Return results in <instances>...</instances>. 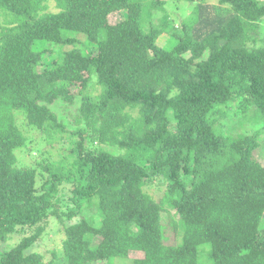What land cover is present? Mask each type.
I'll return each mask as SVG.
<instances>
[{
	"label": "trees",
	"instance_id": "trees-1",
	"mask_svg": "<svg viewBox=\"0 0 264 264\" xmlns=\"http://www.w3.org/2000/svg\"><path fill=\"white\" fill-rule=\"evenodd\" d=\"M197 1L0 0V264H264V0Z\"/></svg>",
	"mask_w": 264,
	"mask_h": 264
},
{
	"label": "rangeland",
	"instance_id": "rangeland-1",
	"mask_svg": "<svg viewBox=\"0 0 264 264\" xmlns=\"http://www.w3.org/2000/svg\"><path fill=\"white\" fill-rule=\"evenodd\" d=\"M206 1H207L206 3L213 6L212 10L215 13H218V14H225L226 13V11H225L226 8L223 5H220L217 0H206ZM195 2H198V1L197 0H190V1H188V0H166V2L164 3L163 9L162 8H160V9L162 10L163 13L165 11V13L168 15V18L171 19V24L174 23V27H176V29L180 30V25H181L182 19H185L189 16L191 9H192ZM208 11L212 12L211 9H208ZM152 12H153L152 15L155 17L160 16L162 13L161 11H157L158 12L157 13L155 10H153ZM0 18H2V17H0ZM111 18H114V16H112ZM154 21L157 22L156 18H154ZM260 28H261L260 31L262 32L260 35H263L264 34V23H262V26ZM78 35H82V34H78ZM176 40L177 39H175V37H173L171 34L163 33L157 38L156 43L159 46H162L164 48H170L176 43ZM74 46L83 49V51H87V49H88V48L85 49V47L83 45H80V44L79 45L74 44ZM90 90H91L90 92L93 95H96L99 92V86L96 83H94V85L92 86V88ZM79 104H80L79 103V96H76L74 104H67L66 102H63V101L62 102L56 101L55 103H53V105H51V108L56 112V114L60 118H62L63 123L65 124L66 128L73 129L75 127V123L73 121V115L75 113V107L78 106ZM236 110L237 109L235 108V105L230 106L227 109V115L220 118V121L223 122L224 125H227L228 127L230 126L232 130L234 127H239V124H237V123H238V121H240L243 118V113H240ZM130 113L132 114V116L138 115V111L134 108L130 110ZM16 117L18 119V122L22 125V122H23L22 116L20 114H17ZM22 126L24 129L25 135H27L30 138L34 137V139H36V137H38V135L40 134L38 132H35L34 128L32 129L31 127H28L25 125H22ZM258 126L259 125L254 124V128H258ZM262 135L263 136L258 137V141H259V143L263 144L264 143V133ZM61 136H66V134L62 133ZM39 141L40 140L38 138L37 143H39ZM104 147L106 149L112 150L108 145L104 144ZM262 147L263 148L259 147V149L256 152L257 159L260 162H264V152L262 151V150H264V146H262ZM52 151L54 153L53 149H52ZM150 186L157 189V186L155 184H151ZM152 192L156 193V194H160L161 191H157V190L153 191L152 190ZM263 220H264V216H263ZM263 220H262V222L264 223ZM12 237H16V234H14ZM18 239H19V237H17L14 242H16ZM48 244H51V243H48ZM37 247H40V245L37 243L34 244V248H37ZM141 255H142L141 252H137V251H131L128 254V256L130 258L140 257ZM129 261L130 260L128 257L127 258H120V259H117V264H128Z\"/></svg>",
	"mask_w": 264,
	"mask_h": 264
}]
</instances>
